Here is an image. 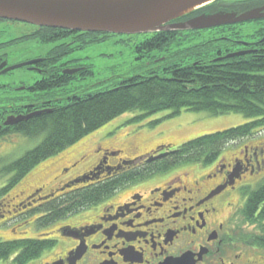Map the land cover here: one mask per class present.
<instances>
[{"label":"trees","instance_id":"1","mask_svg":"<svg viewBox=\"0 0 264 264\" xmlns=\"http://www.w3.org/2000/svg\"><path fill=\"white\" fill-rule=\"evenodd\" d=\"M255 1L257 0H218L196 13H203L205 16L216 13H242L258 6L254 4ZM259 1L264 3V0ZM178 34L170 32L153 35L150 40L143 43L140 50L144 49L147 52L163 50L172 43H177L175 40ZM53 35L54 30L41 39L47 43H56L61 40L60 37H65L61 32ZM255 47L258 50L257 54L221 60H208V57L202 59L205 54L198 52L196 62L191 64L176 63L173 59L177 54H174L166 58L163 63L168 65L164 68V75L150 71L147 75L123 77L111 88L83 91L70 97L65 104L59 102L60 100H48L38 101L39 103L35 105L16 103H10V105L5 104L9 100L0 98L2 114L0 118L3 122L8 115L50 110L13 126H6L4 123L0 125V140L14 134L29 140L43 139L38 146L29 150L18 160L6 166L0 163L4 169L0 177L12 175L8 185L0 191V197L7 195L11 188L44 160L68 149L121 115L134 111L143 113L137 119L165 111L172 112L170 117L177 116L182 111H189L204 112L213 117L232 113L242 114L250 121L186 142L176 150H171L165 157L151 163L136 162L124 165L122 160L120 169L117 167L103 169L90 176L83 185L71 183L72 188L61 190L52 199L41 200L40 204L33 208L31 214L40 215L35 223L37 229H44L56 221L98 206L100 202L118 190L130 184L144 182L177 166L189 164L210 166L230 143L252 138L264 132V45L257 42ZM66 55L63 53L58 58H53L54 65ZM91 74V71L83 69L71 76L64 74L62 67L54 68V71L49 70L30 89L49 92ZM160 123V120H155L151 125ZM242 214L247 222L260 226V236H257L255 241L263 247L264 181L254 191L251 190L249 201ZM54 243L51 239L39 240L38 238L9 241L0 239V263L14 256L13 264H27L45 250L52 248Z\"/></svg>","mask_w":264,"mask_h":264},{"label":"rangeland","instance_id":"2","mask_svg":"<svg viewBox=\"0 0 264 264\" xmlns=\"http://www.w3.org/2000/svg\"><path fill=\"white\" fill-rule=\"evenodd\" d=\"M260 3L262 2L257 0L254 4L260 5ZM47 33L49 34L50 30L38 28V26L28 23L0 20V43L4 41L10 43L0 50V55L5 57L6 61L12 66L49 56L58 58V56L66 53L67 55L63 56L60 62H55L54 68L60 69L62 64L68 63L71 69H87L92 74L84 79L73 80L69 84L52 91L41 92L31 91L30 88L42 79L48 71L43 72L41 69L31 70L30 68L13 70L0 76V98L9 100L5 104H25L27 102L26 105H35L40 101L45 102L48 100H60L59 102L65 104L70 97L83 91L111 88L117 80L123 77L147 75L150 71L164 75V68L168 65H163V63L166 58L174 54H177V56L173 61L181 64L196 62L198 52L204 53L202 59L208 57V60L227 58L229 54L240 52H251L252 54L253 50H244L245 48L239 42L246 41L251 44V42L260 41L264 36V23H245L197 32H181L175 40L177 43H172L163 50L151 52L144 49L140 50L143 43L153 37L151 34L146 33H109L103 36L74 34L66 40L56 43H47L44 39H41ZM55 50L57 51L55 52ZM19 99L22 100L20 102L14 101ZM23 99L25 100L23 101ZM171 113V111H165L142 119H137L143 114L140 111L123 114L68 149L38 164L15 187L11 188L7 195L0 197V239L3 241L25 238L41 239V237L55 239L57 224H52L40 230L37 229L35 216L38 214L32 215V208L28 206L21 208L18 207V204L36 189L42 188L38 193L40 196L53 191L54 196L59 194L62 187L61 183L68 181L67 179L73 180L92 169L108 153L119 155H109L113 157L109 159V166H115L122 160L124 163L128 161L144 162L151 157L150 154L154 149L158 151L160 148L162 153L169 154V151L176 150L186 142L205 135L222 132L250 121L244 115L235 113L213 117L204 112L182 111L181 114L170 117ZM155 120H160L161 123L151 125ZM3 123L0 118V125ZM249 139L230 143L219 157H224L230 162L234 158L242 156L241 151L248 142L255 145L259 142L264 144V132H260ZM42 140V138L29 140L16 134L7 139L6 137L1 139L0 163L2 162L6 166L18 160L29 150L38 146ZM101 150L108 151L106 155L104 154V157H102ZM259 158L262 160L260 156ZM2 167L3 165L0 164V173L4 170ZM67 168H70L69 174L64 172ZM211 168V166L205 167L201 164H189L181 169L193 171L196 174H204L209 172ZM11 176V174H8L0 177V191L8 185ZM263 176L264 171L255 178H249L246 175V179H249L247 184L251 185L253 189L250 186L243 189V191L239 189L238 192L242 193L243 197L248 196L249 200L251 190H255L257 183ZM77 181L78 183L74 184L83 185L84 182L88 181V176L79 177ZM43 187L45 188L43 189ZM72 187L73 185L68 186L66 190ZM240 193L233 196L232 202L234 204L240 201L239 199L242 200ZM242 201L244 202L245 198ZM242 201H240L241 204H243ZM40 202V200H37L32 207H37ZM96 210L97 207L93 206V209L71 216L66 221L75 223L90 219L97 213ZM244 221L247 222L245 218ZM249 224L253 226L250 231L254 230L250 232V240L261 246L255 241L256 237L260 236V226L250 222ZM11 258H14V256ZM12 261L13 259L5 260L0 264H13Z\"/></svg>","mask_w":264,"mask_h":264},{"label":"flooded vegetation","instance_id":"3","mask_svg":"<svg viewBox=\"0 0 264 264\" xmlns=\"http://www.w3.org/2000/svg\"><path fill=\"white\" fill-rule=\"evenodd\" d=\"M262 6L264 3L255 7ZM202 15L194 13L178 22ZM254 23H264V18L249 24ZM42 29L54 30L53 36L59 32L64 34L65 37H60L59 41L74 34H87ZM258 42L264 45V36ZM255 43L239 42L244 50H253L252 54H257ZM9 44L8 41L1 42L0 50ZM4 61L5 57L0 55V65ZM28 68L43 72L51 68L54 71V59L42 58ZM68 68H71L68 63L62 64V71ZM248 143L241 151L242 156L230 162L219 157L210 165L212 168L207 173L196 174L181 169L185 165L177 166L144 182L118 190L95 206L97 213L90 219L69 223L66 221L69 217L56 221L53 223L58 225L53 247L27 264H264V246L250 240V232L254 231H250V228L253 226L244 221L242 214L249 201L248 196L243 197L238 192L251 186L247 184L249 179H246V175L255 178L264 171V144ZM104 151H100L102 157L108 152ZM160 151V148L158 151L154 149L150 155ZM111 158L106 155L81 176L61 183L65 188L60 189L66 190L79 177L88 176L90 179L103 169H120V163L109 166ZM64 172L69 174L70 168ZM39 190L42 188L32 191L18 207L33 209L37 200L54 198L53 190L42 196L38 195ZM239 193L245 201L239 199L243 204L240 201L234 204L232 198ZM91 209L93 207L85 211Z\"/></svg>","mask_w":264,"mask_h":264},{"label":"water","instance_id":"4","mask_svg":"<svg viewBox=\"0 0 264 264\" xmlns=\"http://www.w3.org/2000/svg\"><path fill=\"white\" fill-rule=\"evenodd\" d=\"M216 1L218 0H0V19L78 33L158 34L207 30L264 18L262 6L240 14L216 13L178 22ZM247 53L249 52L233 53L227 58ZM39 61L40 59H36L10 67L4 62L0 65V69L5 67L0 74L34 65ZM77 72L78 70L64 71L70 75ZM44 112L50 110L9 116L5 125H16ZM167 154L150 157L147 162L163 158ZM109 155L118 156L117 153H108L107 156Z\"/></svg>","mask_w":264,"mask_h":264}]
</instances>
